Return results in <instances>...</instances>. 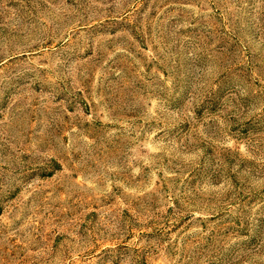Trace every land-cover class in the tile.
I'll list each match as a JSON object with an SVG mask.
<instances>
[{
  "label": "rangeland",
  "instance_id": "obj_1",
  "mask_svg": "<svg viewBox=\"0 0 264 264\" xmlns=\"http://www.w3.org/2000/svg\"><path fill=\"white\" fill-rule=\"evenodd\" d=\"M0 264H264V0H0Z\"/></svg>",
  "mask_w": 264,
  "mask_h": 264
}]
</instances>
